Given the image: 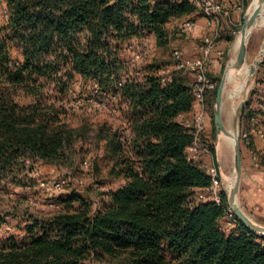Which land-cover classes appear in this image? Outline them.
<instances>
[{"label":"trees","instance_id":"trees-1","mask_svg":"<svg viewBox=\"0 0 264 264\" xmlns=\"http://www.w3.org/2000/svg\"><path fill=\"white\" fill-rule=\"evenodd\" d=\"M3 1L0 208L7 186H31L25 160L64 159L77 84L112 102L126 128L99 130L110 173L123 181L102 208L77 193L62 198L53 215L29 218L22 236L0 240V264H264V236L242 224L222 230L228 195L222 205L198 198L212 180L188 154L195 82L184 69L123 60L148 35L167 47L168 26L201 13L192 0ZM246 109L241 118L250 120L256 112Z\"/></svg>","mask_w":264,"mask_h":264},{"label":"rangeland","instance_id":"rangeland-1","mask_svg":"<svg viewBox=\"0 0 264 264\" xmlns=\"http://www.w3.org/2000/svg\"><path fill=\"white\" fill-rule=\"evenodd\" d=\"M217 2L223 3L222 1ZM245 2L243 3L244 6L240 5L241 18L235 16L234 11L229 9V17L221 19V25L226 21L230 29L223 31L220 25V38L217 40V47L211 54V62L208 65L206 73L208 79L213 81L217 86H220L227 68L237 58L239 49H236V44L244 25L245 16L252 13L255 8V0H248L247 6H245ZM7 19L8 14L5 2L0 0V26L6 24ZM185 22V19L174 21L168 26L171 40L167 47H159L155 36L148 35L143 41H134L126 50L123 60L130 68L153 63L164 68H176L173 56L174 52L181 50L187 56V47L190 45V41L193 40V34L187 33L183 29ZM214 31H212V34L209 33L206 37L197 40L198 49H196V52H202L201 48H204L205 39L214 36ZM222 34L224 35L222 36ZM221 36H230V44L226 48L220 46ZM262 52H264V8L259 23L250 36L247 64L244 67L247 71L255 69L256 72L252 74L248 71L250 76L247 82L242 84L241 90L239 89L237 93L236 86L238 82L233 81L227 83L225 86L222 107L223 121L227 129L238 137L240 113L244 108H247V113L254 110L260 116H264V71L260 69L261 64L256 66L262 57ZM196 55L192 58L199 57ZM186 72L190 75L192 81L196 82L197 75L189 70H186ZM72 96L77 100L67 120L70 128L76 131L72 144L65 149V157L62 160L51 163L38 162L34 163V165H32V160H25L26 166L33 168L32 172L27 170L32 183L27 189L22 186H7L0 208L1 218L5 219L0 224V240L12 236H22L24 232L21 228L25 226L29 218L53 215L58 209L59 201L72 193L83 196L90 202L93 210H98L106 202V194L118 189L122 185L123 181L115 178L110 173L112 168L110 150L104 137L99 135V130L104 124L107 126V129L113 131L125 129L126 126L121 114L116 111L112 102L98 95L95 88L90 84H77ZM215 104L216 98L213 91L208 94L206 99L207 118L209 119H207V124L210 123L212 126V133H208L205 129L202 138L203 143L212 149V154L214 155H216L215 146L217 140L214 132ZM241 105H243L242 110H240ZM222 140L224 142L230 141L229 144L231 149H233L231 139L223 136ZM220 156L221 166L223 167L226 165L224 160L227 157V151H220ZM229 156L231 160V151ZM85 163L88 164V167L85 166ZM229 171L230 174L227 175V178H223V191L228 190L230 183V186L234 184L235 170L231 168ZM57 183L63 184L62 190L57 191L54 189ZM238 203L243 211H245L239 201V197ZM256 219H258L257 221L259 222L257 223L259 225L264 226V219L260 217ZM234 229L231 228L230 231L224 232L229 234ZM101 264L119 263L109 261Z\"/></svg>","mask_w":264,"mask_h":264},{"label":"built area","instance_id":"built-area-1","mask_svg":"<svg viewBox=\"0 0 264 264\" xmlns=\"http://www.w3.org/2000/svg\"><path fill=\"white\" fill-rule=\"evenodd\" d=\"M156 1V0H153ZM193 4L200 10L203 17L207 20L209 28L215 30L214 36L208 37L204 41V48L202 49V57L196 60L188 59L181 50H176L173 54L174 60L176 62V69L189 70L197 75L196 82L194 84L193 94L195 97V115L193 119V132L195 135V141L193 145L189 148L188 154L190 159L196 160L199 156H212V149L203 143V134L207 125V109H206V99L207 94L213 92L217 85L208 79L207 69L211 62V54L217 47V40L219 36V28L221 25V19L224 17H229L228 10L232 8L240 9L239 4H224L219 3L217 0H192ZM195 21L188 20L183 24V29L187 33H192L195 29ZM168 74V72H164ZM259 116L255 115L251 117L250 121L254 125L251 132L239 133V139L243 143H250L252 134H257L259 137L264 138V129H259L256 124L259 122ZM88 167V164L85 163ZM205 172L210 176L212 180V185L198 193L199 200L206 202L211 200L218 205H222L223 192L229 194L231 184H229L228 190L223 191V177L219 170V167L215 164L208 165L202 164ZM62 183H57L54 189L60 191L63 189ZM240 221L238 220L234 210L229 206L225 209V219L222 222V230L230 231L231 228H237L240 226Z\"/></svg>","mask_w":264,"mask_h":264},{"label":"crops","instance_id":"crops-1","mask_svg":"<svg viewBox=\"0 0 264 264\" xmlns=\"http://www.w3.org/2000/svg\"><path fill=\"white\" fill-rule=\"evenodd\" d=\"M222 1L225 4H239V6L248 0H217ZM244 6V5H243ZM233 10L234 15L241 18L240 9H235L233 6L231 8ZM243 12V11H242ZM232 21L230 20V23ZM195 29L192 32L193 40L190 41V45L187 47L186 57L190 60H196L202 57V52H196L198 49V45L196 44L201 38L206 37L209 33H213V29L208 27L207 20L200 13L195 18ZM232 24V23H231ZM225 28H224V27ZM223 27V29H222ZM230 29L228 27V22H224L221 25V30ZM224 34H222L223 36ZM228 35V33H226ZM221 36V37H222ZM230 36H225L221 38L220 46L222 48H226L230 44L229 41ZM220 38V37H219ZM219 46V48H220ZM194 48V49H193ZM195 51V53H194ZM198 55L197 58L195 55ZM196 55V56H197ZM216 63V62H215ZM254 111V110H253ZM258 111V110H257ZM256 112V111H255ZM242 113V112H241ZM240 113V115H241ZM195 115V110L188 115L187 123L193 125V119ZM259 116V122L256 124V127L259 129H264V116H260L257 112L254 114ZM209 120V119H208ZM208 122V121H207ZM239 133L242 132H251L254 125L251 123L249 119H243L240 116V124H239ZM206 130L208 133H212V126L207 124ZM242 147V165H243V173L241 180V187L239 193V201L243 206L246 214L250 216L256 223L258 217L264 219V138L259 137L257 134H252L251 141L248 144L243 143ZM216 155L212 156H199L196 160L201 162L202 164L212 165L215 164L219 167L221 175L223 178H226L227 175L230 174V169H234V148L231 149L229 142H224V140L218 141L216 140L215 146ZM220 151L226 152L227 157H225V163L223 167L221 166V156ZM230 151L232 154V158L230 160Z\"/></svg>","mask_w":264,"mask_h":264},{"label":"water","instance_id":"water-1","mask_svg":"<svg viewBox=\"0 0 264 264\" xmlns=\"http://www.w3.org/2000/svg\"><path fill=\"white\" fill-rule=\"evenodd\" d=\"M258 2H259V6L257 7V9L252 14H247L245 16L244 25L241 30V33L243 35V40L241 41L240 46L238 48L239 51H238L237 58L234 61V63L231 64V66L227 68L223 76V79L221 81V84L219 86L215 109H214V123H215L216 137H217L218 143L220 142L223 136L234 141V144H233L234 170H235L236 182L233 186H231L229 194H228L229 206L234 210L238 220L247 230H249L250 232L258 236H264V226L256 223L239 206L238 196L240 193L242 173H243L241 141L236 134H234L233 132L227 129V127L224 124L223 117H222V107H223L225 86H226V81H227V73L229 70L241 71L247 64L249 40L246 39V35L256 25L257 20L264 8V0H258ZM263 60H264V52H262V57L257 62L256 66L260 65L263 62ZM250 72L252 74H255L256 71L255 69H250ZM242 109H243V105L240 106V110Z\"/></svg>","mask_w":264,"mask_h":264},{"label":"bare ground","instance_id":"bare-ground-1","mask_svg":"<svg viewBox=\"0 0 264 264\" xmlns=\"http://www.w3.org/2000/svg\"><path fill=\"white\" fill-rule=\"evenodd\" d=\"M258 6H259V2H258V0H255V3H254V7H255V8H254L253 12L257 9ZM253 12H252V13H253ZM252 13H250V14H252ZM262 13H263V11L261 12V14H260V16H259V18H258V20H257V23H256V25L253 27V29H251V30L247 33V35H246V39H247V40L250 39L251 34L254 32L255 28L257 27V25H258V23H259V19H260ZM242 40H243V35H242V33H240V37H239L238 42H237V44H236V49L239 48L240 43H241ZM234 61H235V60H234ZM234 61L232 62V64L234 63ZM248 71L250 72V70H248ZM248 71L245 70L244 68H243L241 71L229 70L228 73H227V81H226V84H227V83H231V82H233V81H234V82H238V83H237V86H236V93L239 92V89L241 90V86H242V84H245V83L247 82L249 76H250V74H249ZM231 72H233V73H231ZM233 91H234V89H233ZM243 91H244V90H243ZM229 142H230V141H229ZM231 142H232V145H233V144H234V141L232 140ZM235 182H236V176L234 177V184H235ZM234 184H233V185H234ZM233 185H232V186H233Z\"/></svg>","mask_w":264,"mask_h":264}]
</instances>
